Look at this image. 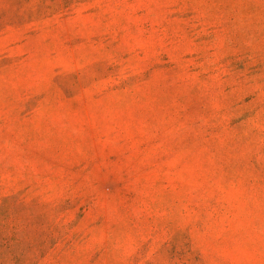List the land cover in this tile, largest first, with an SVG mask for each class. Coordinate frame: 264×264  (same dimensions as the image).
Segmentation results:
<instances>
[{
	"label": "rangeland",
	"instance_id": "374dc122",
	"mask_svg": "<svg viewBox=\"0 0 264 264\" xmlns=\"http://www.w3.org/2000/svg\"><path fill=\"white\" fill-rule=\"evenodd\" d=\"M0 264H264V0H0Z\"/></svg>",
	"mask_w": 264,
	"mask_h": 264
}]
</instances>
